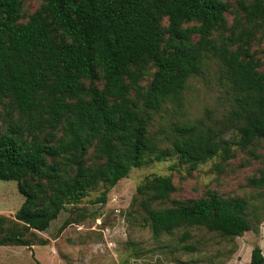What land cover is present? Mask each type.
<instances>
[{
    "label": "trees",
    "instance_id": "16d2710c",
    "mask_svg": "<svg viewBox=\"0 0 264 264\" xmlns=\"http://www.w3.org/2000/svg\"><path fill=\"white\" fill-rule=\"evenodd\" d=\"M23 1L0 0V105L7 100L25 120L0 132V181H14L24 198L15 214L21 230L0 235V246H32L24 232L45 231L65 204L77 203L99 183L114 186L146 158L175 157L195 168L227 152L225 131L199 123L179 127L168 149L155 155L159 142L130 99L148 64L154 73L140 101L143 111H154L199 74L207 54L214 55L219 79L233 95L236 145H264V72L247 49L231 51L210 39L223 23L224 0H38L40 11L24 24ZM249 9L261 15L264 0H252ZM35 130L60 136L41 138ZM92 146L102 163L88 167ZM174 190L168 176L137 188L154 233L180 226L227 237L250 231L242 204L214 195L157 208ZM249 264H264L259 247Z\"/></svg>",
    "mask_w": 264,
    "mask_h": 264
},
{
    "label": "rangeland",
    "instance_id": "374dc122",
    "mask_svg": "<svg viewBox=\"0 0 264 264\" xmlns=\"http://www.w3.org/2000/svg\"><path fill=\"white\" fill-rule=\"evenodd\" d=\"M224 3L223 23L215 27L210 39L231 51L247 49L257 71L264 72V12L251 16L252 0ZM40 8L38 0L23 1L20 21L26 23ZM166 26L167 19H161L160 28L165 30ZM153 73L151 64L145 66L144 75L130 90V99L137 101L138 115L146 120L148 135L159 142L155 155L168 149L179 127L199 123L225 131L227 152L195 168L175 157L146 158L142 166L130 168L114 186L99 183L77 203L65 204L45 231L24 232V239L32 246H0V264H249L254 247H259L264 256V145L256 143L244 149L236 145L233 95L219 79L218 59L207 54L199 74L189 78L176 97L163 102L157 110L143 111L141 94ZM18 121L25 122L5 100L0 105V132ZM33 133L41 138L60 136L58 131L50 130ZM23 134L29 136L27 130ZM101 163L96 148L90 147L85 165ZM157 176L170 177L175 189L157 208L169 207L176 200L214 195L241 203L242 217L250 231L240 237H227L202 226H180L170 232L154 233L144 219L143 197L137 188ZM23 201L14 181H0V235L21 230L15 214Z\"/></svg>",
    "mask_w": 264,
    "mask_h": 264
}]
</instances>
